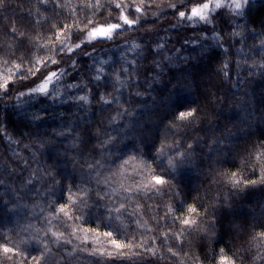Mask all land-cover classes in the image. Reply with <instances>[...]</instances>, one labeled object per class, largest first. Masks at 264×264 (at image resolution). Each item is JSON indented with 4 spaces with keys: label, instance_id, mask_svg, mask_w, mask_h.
Listing matches in <instances>:
<instances>
[{
    "label": "clouds",
    "instance_id": "obj_1",
    "mask_svg": "<svg viewBox=\"0 0 264 264\" xmlns=\"http://www.w3.org/2000/svg\"><path fill=\"white\" fill-rule=\"evenodd\" d=\"M37 261L264 264V0H0V264Z\"/></svg>",
    "mask_w": 264,
    "mask_h": 264
},
{
    "label": "snow or ice",
    "instance_id": "obj_2",
    "mask_svg": "<svg viewBox=\"0 0 264 264\" xmlns=\"http://www.w3.org/2000/svg\"><path fill=\"white\" fill-rule=\"evenodd\" d=\"M122 19L124 21V23L126 24H134L135 22L133 20H131L129 18V16L125 13L123 14L122 16ZM119 27V25H111V26H107V25H102V26H99L98 28L94 29L91 33H90V38H96V37H108L112 34L113 31H115L117 28ZM137 45L133 44V47H132V51L133 53H135L136 49H137ZM110 62V59H104L102 60V63L104 64H107ZM55 75V74H53ZM49 87V84L48 83H44L40 86V88L38 89V91L40 92H45L47 91ZM192 113L191 112H188V113H180V117L182 119L184 118H187L189 116H191ZM156 183H162V180L159 178V177H155L154 178ZM59 211L64 213L65 215L67 216H71V211H70V208L68 206H65V205H61L60 208H59ZM76 230H79V229H76ZM84 233H85V236L83 237L85 240L88 239V236L86 235L88 232H96L97 233V236H99L100 234V230L99 229H95V228H91V227H85L83 229ZM54 236H56L57 239H61L62 238V233H53ZM103 235L105 237H108L110 239V243L112 245V248L116 251H123L125 249H128V248H131L132 245L123 241V240H120L118 238H115L113 236V234L111 232H107L105 231L103 233ZM98 242V241H97ZM96 252H99L101 255L107 253L109 256H111L113 254V252L111 251H107L106 249H96L95 250ZM3 252L5 253H12V254H16V250L15 249H12V248H9L7 246H5L3 248ZM72 255H75V253H71ZM36 264H39V262L37 261Z\"/></svg>",
    "mask_w": 264,
    "mask_h": 264
}]
</instances>
